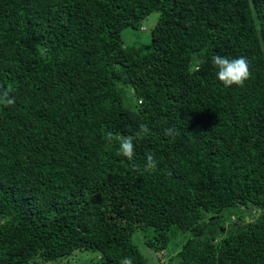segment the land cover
I'll list each match as a JSON object with an SVG mask.
<instances>
[{"label": "trees", "instance_id": "obj_1", "mask_svg": "<svg viewBox=\"0 0 264 264\" xmlns=\"http://www.w3.org/2000/svg\"><path fill=\"white\" fill-rule=\"evenodd\" d=\"M214 55L251 78L225 87ZM9 88L0 264H151L135 234L165 252L172 229L176 264H264V0H0ZM109 132L134 137L132 161Z\"/></svg>", "mask_w": 264, "mask_h": 264}, {"label": "clouds", "instance_id": "obj_2", "mask_svg": "<svg viewBox=\"0 0 264 264\" xmlns=\"http://www.w3.org/2000/svg\"><path fill=\"white\" fill-rule=\"evenodd\" d=\"M212 62L218 69L217 78L224 84L225 87H231L233 85L243 87L245 82L251 78L249 62L245 57L229 59L228 57L214 55L212 57ZM11 91L12 89L9 88L0 94V103H4L9 106L14 105V98H10L9 96ZM141 130L146 132V126L141 125ZM164 134L174 139L179 133L174 127H169L164 130ZM106 137L109 140H117L120 145L119 154L126 157L129 161L133 160L135 156V145L133 143L134 137L114 136L111 132L107 133ZM133 167L136 168L137 166L133 164ZM156 167L157 162L154 157L151 154L147 155L143 171L152 172L156 169ZM124 264H131V261L125 259Z\"/></svg>", "mask_w": 264, "mask_h": 264}, {"label": "rangeland", "instance_id": "obj_3", "mask_svg": "<svg viewBox=\"0 0 264 264\" xmlns=\"http://www.w3.org/2000/svg\"><path fill=\"white\" fill-rule=\"evenodd\" d=\"M158 18L157 14H152L148 17V19L145 22V26L147 28V31L141 33L140 35L146 36L145 38L150 37V30L154 27L156 20ZM135 34L125 31L124 32V39L128 42H132L134 39ZM230 219V218H229ZM148 233H146L147 235ZM146 235L144 232H137L134 236V243L138 245L141 252L144 254L145 257H147L151 264H164V262H168V260L171 259L173 255H175V252L180 249L187 241L188 235L184 234L180 231H177L176 229H172L170 232V243L166 251H155L153 249H150L146 243ZM101 256L98 253L90 252V251H84V252H76L73 256L70 257L69 260L64 259L59 264H96L100 260ZM179 260L177 259L176 255L172 259V262L170 264H176ZM50 264V263H48Z\"/></svg>", "mask_w": 264, "mask_h": 264}]
</instances>
